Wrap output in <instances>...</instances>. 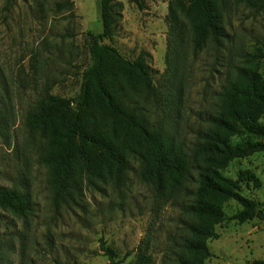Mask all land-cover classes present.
<instances>
[{"label": "rangeland", "instance_id": "obj_1", "mask_svg": "<svg viewBox=\"0 0 264 264\" xmlns=\"http://www.w3.org/2000/svg\"><path fill=\"white\" fill-rule=\"evenodd\" d=\"M71 2L60 9L58 5ZM121 5L114 36L105 40L127 60L150 55L156 94L131 104L148 123L163 132L168 145L192 156L198 134L210 129L219 99L233 67L245 53H256L264 38V12L242 0H213L222 38L194 56L191 21L178 9L188 0H116ZM171 4L186 25L179 70L167 83V50ZM100 0H0V188L29 196L33 214L18 217L0 207V264H109L100 245L107 243L123 264H178L192 218L186 207L196 196L198 170L177 197L144 182L140 155L128 156L121 186L84 182L73 201L56 208L50 173L44 164L46 140L27 127V117L46 90L73 99L90 66V35L102 32ZM264 80V59L260 61ZM264 123V120H263ZM242 138H234V144ZM197 167V166H195ZM249 171L258 184L241 183V193L264 212V153L231 162L222 171L237 180ZM227 220L208 241L205 264H251L264 260V220L243 223L235 201L216 199ZM147 257L150 262H145Z\"/></svg>", "mask_w": 264, "mask_h": 264}, {"label": "trees", "instance_id": "obj_2", "mask_svg": "<svg viewBox=\"0 0 264 264\" xmlns=\"http://www.w3.org/2000/svg\"><path fill=\"white\" fill-rule=\"evenodd\" d=\"M188 2V8L180 5L178 9L191 21L189 42L196 56L209 42L222 38V27L213 0ZM242 2L257 13L264 12V0ZM71 5L67 1L58 6L66 9ZM120 11L116 0H100L103 29L90 35L91 64L82 74L79 95L67 99L46 90L40 95L37 108L29 113L27 127L47 142L49 152L44 164L50 173L56 208L73 201L84 182L104 180L121 186L129 170L130 155L141 156L142 180L171 198L188 190L186 183L196 168L199 185L191 193L196 198L186 207L192 222L177 263L205 264L212 256L208 241L219 238L216 227L227 220L216 199L233 200L242 207L234 220H264L258 204L241 193V183L259 185L258 179L249 171L240 173L237 180L222 174L234 160L264 153V80L259 65L264 59V38L259 40L258 52L245 53L240 64L233 67L221 92L218 111L210 119V129L198 134L196 149L190 156L168 145L163 132L151 126L131 105L136 97L155 95L156 87L150 55L142 54L131 61L104 44L114 36ZM168 21L166 77L172 87L186 35V25L180 22L174 4ZM234 138L243 141L234 144ZM0 207L18 217L33 214L29 196L15 189L0 188ZM100 248L109 264H123L104 240ZM142 259L150 262L147 257ZM251 264H264V260Z\"/></svg>", "mask_w": 264, "mask_h": 264}]
</instances>
